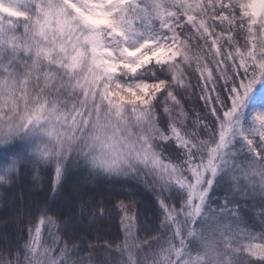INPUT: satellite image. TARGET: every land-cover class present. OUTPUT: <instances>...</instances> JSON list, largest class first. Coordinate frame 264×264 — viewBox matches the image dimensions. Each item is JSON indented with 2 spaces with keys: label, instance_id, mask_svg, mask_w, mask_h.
I'll use <instances>...</instances> for the list:
<instances>
[{
  "label": "snow or ice",
  "instance_id": "obj_1",
  "mask_svg": "<svg viewBox=\"0 0 264 264\" xmlns=\"http://www.w3.org/2000/svg\"><path fill=\"white\" fill-rule=\"evenodd\" d=\"M256 104L264 0H0V145L18 154L0 187L47 173L55 195L82 162L146 187L159 222L136 237V201L110 190L76 214L115 213L125 239L94 242L34 201L0 220V264H264Z\"/></svg>",
  "mask_w": 264,
  "mask_h": 264
},
{
  "label": "trees",
  "instance_id": "obj_2",
  "mask_svg": "<svg viewBox=\"0 0 264 264\" xmlns=\"http://www.w3.org/2000/svg\"><path fill=\"white\" fill-rule=\"evenodd\" d=\"M254 108H264V105L256 104ZM12 143L24 144L25 141L17 138ZM10 145H0V171H3L17 153L3 152V149ZM23 150H21L22 152ZM63 188L58 189L54 195L51 190V177L47 173H41L40 186L33 187L31 177L28 182L18 185L15 188L0 187V220L5 215H14L16 208L21 209V219H26L27 208L31 202L38 201L41 205L47 202V205L57 209L63 213V223L59 225L61 228L71 223L74 226L83 227L90 233L93 241L100 237V242L114 237L120 233L118 243H122L125 239L123 228L120 226V216L113 213L110 217L103 221L89 223L87 219L80 220L79 213L82 200L89 197L98 196L107 191H118L119 198L127 200H135L136 208L139 209L138 215L134 221L133 233L136 237L142 238L150 233L154 225H158V221L154 215L153 196L151 192L144 186H141L136 180L130 176L121 173L119 175L108 174L103 171L93 169L79 162L75 166L68 169L66 180L63 181ZM127 192V197L125 196ZM114 198V197H110ZM77 213V214H76ZM9 234L15 233V223L7 226ZM5 232V226L0 223V244L3 243L2 234ZM133 241L129 240V243ZM139 242V241H137ZM257 243L259 241H256ZM85 256L89 255L84 253ZM95 259V256H93Z\"/></svg>",
  "mask_w": 264,
  "mask_h": 264
}]
</instances>
